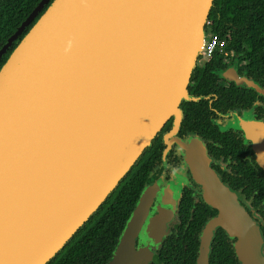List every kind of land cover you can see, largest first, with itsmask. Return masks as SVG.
<instances>
[{"label":"water","instance_id":"obj_1","mask_svg":"<svg viewBox=\"0 0 264 264\" xmlns=\"http://www.w3.org/2000/svg\"><path fill=\"white\" fill-rule=\"evenodd\" d=\"M48 1L8 38L0 61ZM213 2L54 0L20 40L0 68V264H48L168 119L179 126L180 102L196 101L187 84L204 54ZM184 148L206 201L218 210L197 264H207L217 228L235 239L239 264H264L260 227ZM155 183L142 189L108 264L143 259L133 237Z\"/></svg>","mask_w":264,"mask_h":264},{"label":"flooded vegetation","instance_id":"obj_2","mask_svg":"<svg viewBox=\"0 0 264 264\" xmlns=\"http://www.w3.org/2000/svg\"><path fill=\"white\" fill-rule=\"evenodd\" d=\"M53 1L44 5L14 41L2 57L0 68ZM234 4L242 15L235 17V25L225 21L224 26L228 37L233 34L239 38L238 49H229L225 43L212 55L197 57L187 84L188 95L196 101L180 102L179 126H175L174 117L168 119L131 168L130 172H141L139 177L144 182L132 207H124L119 215L110 218V222L117 223H110L107 228L109 257L105 264L112 259L141 191L150 181L156 182L155 190L140 230L133 237L134 250L142 251L144 256L138 264L198 263L204 229L218 215V210L206 201L190 160L183 153L184 147L192 144L201 145L202 151L196 158L201 157L207 170L234 195L264 236V167L260 164L264 159V45L258 42L264 38V0H237ZM211 10L229 11L220 4L213 5ZM204 31L207 36L214 33L210 27ZM247 36L255 40L251 48L243 41ZM221 231L224 232L217 228L213 234L207 264H223L220 256L211 255L213 247L223 241L216 238ZM226 242L233 248L235 239L228 237ZM261 253L264 257V240ZM147 255L148 261L144 259ZM99 263L92 248L83 259L75 261V264Z\"/></svg>","mask_w":264,"mask_h":264},{"label":"trees","instance_id":"obj_3","mask_svg":"<svg viewBox=\"0 0 264 264\" xmlns=\"http://www.w3.org/2000/svg\"><path fill=\"white\" fill-rule=\"evenodd\" d=\"M237 0H214L213 5L220 4L229 11L219 13L212 11L209 14L208 20L211 22L210 28L221 39H225L229 49H238L239 38L235 35L228 37L225 21L235 25V17L242 15V12L237 11L238 7L234 4ZM38 0H1L0 1V48L2 43L12 34L16 27L27 16L28 12L33 9ZM225 18V19H224ZM214 23V24H212ZM251 29V27H250ZM242 40V39H241ZM259 44L264 45V38L258 39ZM247 47L251 48L254 44V39L249 36L243 39ZM140 165V163H139ZM138 174V175H137ZM141 172H130L121 181L110 195L109 199L93 214V216L80 228L64 248L53 258L48 264H75V261L81 260L86 256V252L93 250L96 260L101 261L99 264H105L109 257L106 236L108 235V226L110 223L115 225L117 221L110 222L112 216L119 215L124 207L129 209L134 204L141 190L144 178L139 177ZM222 238L221 244L213 247L211 255L220 256L223 264H239L233 248L227 243L228 237L223 231L216 236ZM216 259V257H214Z\"/></svg>","mask_w":264,"mask_h":264},{"label":"built area","instance_id":"obj_4","mask_svg":"<svg viewBox=\"0 0 264 264\" xmlns=\"http://www.w3.org/2000/svg\"><path fill=\"white\" fill-rule=\"evenodd\" d=\"M211 22L207 19L205 27H209ZM226 43L225 39H221L217 34L212 33L205 39L204 54L212 55L215 51L221 50Z\"/></svg>","mask_w":264,"mask_h":264},{"label":"rangeland","instance_id":"obj_5","mask_svg":"<svg viewBox=\"0 0 264 264\" xmlns=\"http://www.w3.org/2000/svg\"><path fill=\"white\" fill-rule=\"evenodd\" d=\"M189 149H190L191 152H193V153H200V152L202 151V147H201L200 144H196V146L192 144V145L189 146ZM167 189H168L169 191H171V187H167Z\"/></svg>","mask_w":264,"mask_h":264}]
</instances>
